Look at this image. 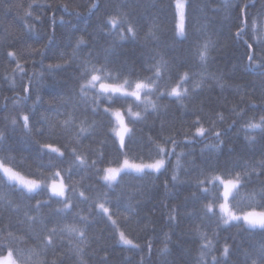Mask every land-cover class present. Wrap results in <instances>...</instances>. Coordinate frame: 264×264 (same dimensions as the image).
<instances>
[{"label":"snow or ice","instance_id":"obj_1","mask_svg":"<svg viewBox=\"0 0 264 264\" xmlns=\"http://www.w3.org/2000/svg\"><path fill=\"white\" fill-rule=\"evenodd\" d=\"M191 5L192 0H168L158 8L141 0H90L83 5L74 0H32L26 9L18 5L23 9V32L0 30V64L5 69L0 91L6 83L12 92L0 102V264H89L88 257L100 251L104 252L101 264H107L113 246L141 253L137 264H145V246L134 242L127 227L155 228L150 218L139 216L140 201L124 196V181L158 178L174 155L171 188L166 179L165 193L180 186L194 190L183 204L169 208L164 202L165 219L171 228L179 226L182 218L190 221L184 234L199 241L191 264H264V79L257 97L255 90L233 87L222 73L210 71L214 54L242 44L246 70L264 78V0L254 14L251 0L242 4L224 0L226 18L235 32L223 41L208 23L190 27ZM81 7L89 16L100 13L95 36L73 23L72 18L82 15ZM35 10L39 14L34 15ZM57 11L63 13L59 21ZM165 12L170 16L162 15ZM48 18L50 30L44 27ZM206 20L202 16L201 21ZM57 27L67 34L71 50L54 52L55 62L45 65L47 51L56 44ZM77 32L81 34L72 43ZM100 36L105 43L97 47ZM29 40L44 42L34 47ZM128 43L144 49L139 67L129 68L127 60L116 59ZM36 64L40 71L29 70ZM69 68L74 81L69 93L54 91L43 110H39L44 104L40 95L29 104L36 86H45L46 74ZM213 85L221 91L232 88L239 97L228 108L230 123L223 111L205 110L202 93ZM165 100L168 103H162ZM173 104L179 117L170 115ZM149 117L150 131L157 119L160 124L155 138L149 134L145 140L137 136V125H147ZM238 123L237 135L244 133L248 155L237 154L223 162L219 155L214 159L211 154L221 153L224 146V132L218 126L226 124L230 130ZM181 136L183 140L178 139ZM209 137L218 143L204 144L199 163L182 162L189 153L176 152L181 143H200ZM82 205H87L86 210ZM232 227L238 229L237 235L251 239L259 233L261 238L249 248L242 247L243 241L229 243L227 238L220 245V232ZM105 229L111 244L102 242ZM170 240V233H165L164 247L158 252L160 264H169ZM146 247L151 255V238ZM237 249L238 259L232 261Z\"/></svg>","mask_w":264,"mask_h":264},{"label":"trees","instance_id":"obj_2","mask_svg":"<svg viewBox=\"0 0 264 264\" xmlns=\"http://www.w3.org/2000/svg\"><path fill=\"white\" fill-rule=\"evenodd\" d=\"M32 0H0V30H8L16 34H21L23 32V25L25 21L21 18L23 14V9L19 8L18 5H23L24 9L27 8V5L31 3ZM47 2L52 3L54 0H47ZM61 2H69V0H61ZM75 3L87 4L90 0H74ZM143 3H150L157 5V8L163 4H167L168 0H141ZM244 0H240L242 4ZM256 7L251 8L250 11L254 14L259 8L261 0H251ZM219 9V10H217ZM80 12L82 15L78 18H72L73 23L76 24L80 29H87L88 33L95 36V29L99 24L97 17L100 13L89 16L83 7H81ZM202 10V11H201ZM40 10H35L34 15L39 14ZM141 11V9H137ZM156 9H152L151 12H155ZM238 9L234 11L231 15L234 18L238 13ZM50 17L51 9L48 10ZM62 11L56 12L57 21H59L60 16H62ZM162 15L170 16V13L165 12ZM202 16H207L206 21H201ZM65 19L69 17L65 16ZM29 23L32 22L31 18L28 20ZM199 22L208 23L211 28L217 32L220 36V39L225 40L229 32L234 33L235 27L232 26V21L226 18V12L224 10V0H192L191 8L189 9V25L190 27L193 24ZM51 19H46L44 27L48 30L51 29ZM40 27V25H38ZM147 20L144 21V30L141 31V37H143L144 31H146ZM81 33L77 32L73 35L72 43L75 42V36L80 35ZM170 35V33H169ZM56 44L50 46V49L47 51L46 58L44 59V64L47 65L49 62H55L52 59L54 52H57L61 49L70 51L69 40L67 34L63 33V30L57 27L56 30ZM46 39V37H45ZM44 41L33 42L31 40L28 43H32L34 47H39ZM251 42V41H250ZM105 43V38L103 36L97 37L95 44L96 46L103 45ZM144 49L141 44H125L120 48L116 54L117 61H128V67L131 68L134 64L136 67H139V58L140 53ZM84 51H87L85 49ZM216 59L214 60L210 71H218L223 74L225 82L236 86L239 85L246 90H255L257 97L259 96L260 86L262 78L256 72H249L246 70L247 57L244 54V46L242 44L230 45L229 47L223 49L219 53L214 54ZM25 59H31L26 57ZM39 59V57H37ZM119 66V63L117 64ZM35 68L36 71H40V65H29V70ZM4 65L0 64V76L4 73ZM72 69H66L61 72L54 74H46L44 85H37L38 90L33 91L32 100L29 101V104L35 100L37 95H40L43 98V106L39 110H43V107H47L49 102L53 100L52 93L67 94L71 91L74 81L71 79ZM147 75V73H144ZM52 86V87H47ZM12 92L8 89L6 83L3 85L2 91H0V102H3L4 96H11ZM202 96L205 100V110L211 109L212 111H223L226 116H229V123L231 122V116L228 112V108L231 107L232 103L239 100V97L234 95L232 88H226L221 91L220 88L213 85L210 90H206L202 93ZM226 100L227 105L224 106L222 101ZM10 103V102H9ZM162 103H168L167 100L162 101ZM175 114L179 117V110L173 104L170 109V115ZM3 113H0L2 115ZM248 115H252L251 112ZM260 115L259 111L256 112V116ZM184 119H193L191 116H185ZM160 121L157 119L155 121V128L151 129L152 117H149L147 125H137V136L143 137L145 140L149 134H152L155 138V134L159 129ZM207 126V124L205 125ZM179 127V124H177ZM218 127L223 130L224 134L221 139L224 141L223 150L221 153H212L211 155L215 159L219 155L221 162L228 159L231 156L245 155L249 153L248 148L245 146L243 141L244 133L240 132L237 135V130L240 127L238 123L232 129H227V125H219ZM194 131V129H193ZM178 139L183 140V137H178ZM205 143H218L214 138L209 137L207 140L188 144L181 143L177 148L176 152H187L189 155L181 157L182 162L187 164L189 160L195 159L197 163L201 160V149L204 147ZM170 147V145H168ZM229 148L234 149L232 153L229 152ZM20 155H27V153H20ZM205 156L209 155L208 153L204 154ZM255 158L259 159L257 155ZM139 162V160H137ZM147 162V158H146ZM176 156L174 155L171 158V163L168 166V170L159 175L158 178L155 177H146L143 180H136L130 177H126L124 184L126 186V191L124 196H132L134 200L140 201L138 213L141 218H150L153 222V227L155 231H140V229L135 225H129L127 231L131 233V238H135L134 242L139 243L144 248L143 255L145 256V264H160L161 257L158 252L159 249L164 247L165 244V233H170L171 240L168 242V247L171 250V255L168 257L169 264L175 262V264H186L193 260L194 255L196 254L197 245L199 244L198 240H194L191 236L185 235V229L189 226L190 221L188 219H181L179 226L171 228L166 222L165 217L167 216L168 209L164 207V202H167L169 208L174 204H183L184 198L189 196L190 193L194 190L191 187L180 186L177 189L173 190L171 193L166 194L164 189V181L167 179L169 181V187L171 188V176L172 168L175 165ZM181 179H184V173L181 172ZM86 181L85 183H87ZM139 188L140 191L136 192L135 190ZM40 198V197H37ZM35 201H33L34 203ZM55 207V205H53ZM82 207L87 208V205H82ZM95 229L102 228L103 225L94 226ZM108 230L105 229L102 235V242L104 244H111V241L108 239L107 235ZM238 229L236 227L228 228L222 230L219 234V243L222 245L225 243V238L227 242L239 244L243 241L242 247L249 248L251 247L252 242H258L260 240V234L257 233L251 239L248 238L247 234L240 233L237 235ZM100 234V233H98ZM152 241V252L151 255L148 254V249L146 245L148 244L149 239ZM31 243V242H29ZM96 247V243L93 242L92 248ZM92 248L89 249V252H92ZM110 255L107 264H137L140 259L141 253L124 251L120 247H111L109 249ZM239 249L236 250V253L232 256V261L238 259ZM104 255L103 251L98 252L95 255L89 256V264H101L100 257ZM125 257H131L130 261H125ZM69 264V262H66Z\"/></svg>","mask_w":264,"mask_h":264}]
</instances>
